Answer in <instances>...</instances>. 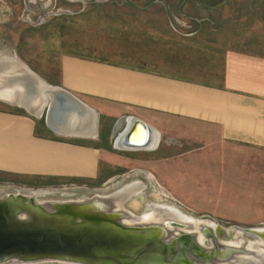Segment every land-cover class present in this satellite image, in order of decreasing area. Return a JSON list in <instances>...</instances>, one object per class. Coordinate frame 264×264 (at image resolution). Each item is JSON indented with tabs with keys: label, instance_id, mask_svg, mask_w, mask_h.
<instances>
[{
	"label": "rangeland",
	"instance_id": "374dc122",
	"mask_svg": "<svg viewBox=\"0 0 264 264\" xmlns=\"http://www.w3.org/2000/svg\"><path fill=\"white\" fill-rule=\"evenodd\" d=\"M263 9L264 0H227L211 21L200 22L182 15L203 11L185 0H0V61L23 62L52 84L63 53L215 82L221 62L216 44L221 38L224 44L232 41L237 28L240 33L257 18L263 20ZM0 108L31 116L41 125L45 122L46 105L42 116L2 99ZM116 117L102 116L109 129L98 138L54 134L65 142L101 148L88 171L74 168L46 175L0 171V195L16 189L43 190L38 191L41 198L109 194L140 180V190L123 202L134 213L159 202L197 221L264 227L263 147L221 141L214 131L186 124L160 134L156 149L121 150L113 147L110 131Z\"/></svg>",
	"mask_w": 264,
	"mask_h": 264
},
{
	"label": "crops",
	"instance_id": "0c3cea01",
	"mask_svg": "<svg viewBox=\"0 0 264 264\" xmlns=\"http://www.w3.org/2000/svg\"><path fill=\"white\" fill-rule=\"evenodd\" d=\"M185 1L203 11H185L182 15L200 22L211 21L217 8L227 2ZM262 13L263 20L257 18L240 33L237 28L232 41L224 44L221 38L222 43L216 44L221 62L215 82L120 61L61 54L54 83L92 109L95 135L68 133L66 128L55 131L46 121L41 125L31 116L0 108V171L40 175L71 172L74 168L88 171L100 146L72 144L54 134L98 138L109 129L101 119L104 115L105 120L117 116L110 131L113 147L121 150L156 149L160 134L186 124L214 131L221 141L264 148V9ZM129 118L151 127L153 145L134 148L124 136L119 140ZM65 119L64 115L61 122ZM80 147L86 149L81 151Z\"/></svg>",
	"mask_w": 264,
	"mask_h": 264
},
{
	"label": "water",
	"instance_id": "95a60500",
	"mask_svg": "<svg viewBox=\"0 0 264 264\" xmlns=\"http://www.w3.org/2000/svg\"><path fill=\"white\" fill-rule=\"evenodd\" d=\"M22 66L31 76L24 74V94L20 90L16 93L22 94L24 101H30V96L40 88L49 92L41 113L46 105L45 121L53 130L47 111L55 103L60 104L63 112L92 111L70 90L46 82L23 62ZM19 105L29 111L25 105ZM127 120L121 132L124 137L137 123L146 127L137 118ZM21 192L0 195V264L52 261L68 264H264V227L239 225L233 228L218 222L199 221L198 228H193L191 220L125 222L123 217L137 218L140 213L124 206L114 210L110 206L101 211L83 209L91 208L94 201H107L111 194L95 192L90 196L41 198V194ZM74 210L91 211L97 213V217H78ZM197 230L202 232L204 240H198ZM248 241L259 244V250L245 247ZM249 251L253 257L248 255Z\"/></svg>",
	"mask_w": 264,
	"mask_h": 264
},
{
	"label": "bare ground",
	"instance_id": "6f19581e",
	"mask_svg": "<svg viewBox=\"0 0 264 264\" xmlns=\"http://www.w3.org/2000/svg\"><path fill=\"white\" fill-rule=\"evenodd\" d=\"M25 73H27V71H25V68L22 66V62H20L16 59H8V60L0 61V97H1L0 99L10 101V102H15L18 104H23V105H25V107L30 112L39 116L41 113L42 103H44L46 101V95L50 96V93L49 92L45 93L43 91V89L40 88V89L36 90L30 96V101H26V100L24 101V99H23L24 96L18 92L16 93V90L17 91L20 90L21 93H23V91H22L23 83H24L23 77H24ZM27 74L29 76H31L29 73H27ZM38 87H39V85H38ZM91 113H93V112L92 111H90V112H77L76 110H70V111L68 110L67 112H63V110H61L60 104L55 103L53 106H50L48 108L47 120H48L50 126H52L54 128V130H57V131L62 130L63 128H66V129H69L68 133L72 132V133H77V134H81V135H88V134L95 135V132H96V130H95L96 129L95 116ZM64 115H65L66 119L64 120L65 123H62L61 120H62V118H64ZM94 127H95V129H94ZM153 129H155V128H153ZM151 130H152L151 127H149L147 125L145 127L142 124H136L134 128H131V127L129 128V130H128V132L124 138H125V140L128 139V141H130L131 143H134V144H131V146L134 148L135 147L141 148L142 146L153 145V143H154L152 141L153 136L150 134ZM149 134L152 136L151 138H149ZM120 136H121V132H120V135L118 137H119V140L121 139L123 141L124 138L122 139V137H120ZM118 145H122V144H118ZM142 186H143V183L140 180L131 181V182L123 185L121 188L113 191L112 193H109L111 195H110V199H106L107 201H105V200H103L102 202L94 201V202H92L93 206L91 208L83 207V209L91 210V211H101V210H103L107 207H110V206H113L112 210L122 208L124 206L123 200L129 194H131V193L133 194V192L140 190V188ZM17 191H21V190L20 189L14 190V192H17ZM38 191L41 192L43 190H36V191L34 190L32 192H27V193H30L32 195H37ZM59 198H61V197H59ZM130 202H132V201H130ZM132 207H134V206H132ZM74 211L76 212V216H78V217H81V216L97 217V213H93L91 211H81V210H78V211L74 210ZM122 220L125 222H129V221L134 222V221H141V220L142 221L159 222L161 220H164L167 223H171L170 220H191L190 223H191V226L193 228H198V222H199V221H197V219H194L191 216H188V215L182 213L180 211V209L178 210L177 208L171 206L170 204L168 205V204L159 203V202L147 204L146 209H144L142 211V213H140V216L137 218L123 217ZM210 223H212V222H210ZM168 227H170V225ZM196 236H197L199 241L204 240V239H202L203 235H202V232L200 230L196 231ZM240 241H241V239L239 238L237 240L236 244L239 245ZM241 244H242V242H241ZM244 246L251 249V250H256V251H258L260 248L259 244H257L256 242L252 243L249 241L246 242L244 244ZM242 255H244V254H242ZM248 255L250 257H253V254L251 251H249Z\"/></svg>",
	"mask_w": 264,
	"mask_h": 264
}]
</instances>
